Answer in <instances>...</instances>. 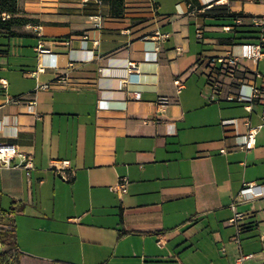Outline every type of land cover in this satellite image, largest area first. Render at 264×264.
<instances>
[{
    "label": "crops",
    "instance_id": "1",
    "mask_svg": "<svg viewBox=\"0 0 264 264\" xmlns=\"http://www.w3.org/2000/svg\"><path fill=\"white\" fill-rule=\"evenodd\" d=\"M189 1L170 12L163 0H128L112 17L99 0H18L36 22L0 36V142L31 153L32 166L0 165V225L14 229L19 264L264 263L248 251L264 244V53L239 58L234 76L211 60L232 46L222 26L235 24L216 14L242 13L238 28L259 30L250 18L263 5ZM39 41L52 55L37 54ZM241 83L256 95L228 99ZM244 120L260 125L249 150L238 145ZM56 159L68 167L56 171ZM118 177L124 192L112 189ZM248 182L260 186L239 196Z\"/></svg>",
    "mask_w": 264,
    "mask_h": 264
},
{
    "label": "built area",
    "instance_id": "2",
    "mask_svg": "<svg viewBox=\"0 0 264 264\" xmlns=\"http://www.w3.org/2000/svg\"><path fill=\"white\" fill-rule=\"evenodd\" d=\"M257 2H260L263 5V12L259 15L252 16L250 18L251 25L258 28L260 32L259 40L256 42H243L234 44L228 49L224 51L223 54L216 56L214 58H211L212 62H216L219 64V68L217 69L219 72H222L228 76H234L237 65H238V59L239 58H248L256 60L258 57H260L264 53V0H255ZM190 3H187V7H190ZM242 22V19L240 17H236L234 20L235 24H240ZM233 25L226 24L222 26V29L224 31H230L232 30ZM168 36V33L166 32H160L159 30H154L152 33V38L154 40L160 41L165 39ZM237 50V53L233 51V49ZM35 50L38 55L43 54H51L49 49L45 48L41 41L38 42V44L35 47ZM52 63V60H51ZM127 68V77L126 80L128 82L135 81V76L138 74L137 65L135 62L128 61L126 64ZM44 69V65L41 63H38L36 70L32 71L31 75L35 76L37 72L42 71ZM64 80L63 77H60L57 79V82H61ZM176 83H179V80H175ZM0 85L2 88L6 87V81L4 79H0ZM248 87L247 92L242 91L243 86ZM39 87H46V85H40ZM215 88V85H214ZM257 93V89L253 85L248 84H239L238 90L235 95H229L227 98L230 100H250L252 97H254ZM10 103H19L20 99L16 97H9L6 100ZM35 104L34 100L27 101V106L33 107ZM262 119L264 121V113L262 114ZM237 123L236 118H229L222 120L223 125H235ZM245 126L247 127V130L245 133H243L242 141L238 144L241 148L245 150H249L254 146L255 143V135L257 133L258 128L260 125L251 126L246 120L243 122ZM223 152L224 149H221ZM14 158H17L18 160L15 161ZM0 165L1 166H22L26 168H30L32 166V154L26 151L19 150L18 147L15 144L10 143H2L0 142ZM52 167L56 171H61L64 168L68 167L69 161L66 159L61 160H52L51 162ZM126 178L125 177H118V180L116 184L112 187V189H115L119 192L125 191L126 186ZM260 185H257L252 182L244 183L242 188L240 189L238 195L239 196H245L249 194H253L256 189ZM242 218V213L235 211L234 216L229 219L230 222H236L237 220ZM241 231L240 227L237 226V234ZM238 242V237L235 238ZM250 255L241 256L238 259V262H241L244 258L249 257Z\"/></svg>",
    "mask_w": 264,
    "mask_h": 264
},
{
    "label": "trees",
    "instance_id": "3",
    "mask_svg": "<svg viewBox=\"0 0 264 264\" xmlns=\"http://www.w3.org/2000/svg\"><path fill=\"white\" fill-rule=\"evenodd\" d=\"M101 3L107 5V12L112 17H120L128 0H99ZM190 9L202 7L198 0L189 1ZM211 9H223L221 5H214ZM20 8L18 5V0H0V36L10 37L19 35L20 32L17 31V28L25 25L27 23L33 22L36 20L23 16L19 14ZM242 17V13H227L219 12L216 14V17L219 19H235L236 17ZM233 25L232 32L233 35L227 37L226 42L231 46L238 43L249 42L244 40H250L258 38L259 36L255 33H258L259 30H250V29H239L238 27L242 24H231ZM251 27H254L250 24ZM5 52V49L0 48V53ZM7 210H4L0 207V221L7 213ZM240 229H242L243 224H239ZM0 244L5 246L4 249L0 250V264H19V255L20 251L16 247V234L14 229L11 227H2L0 225ZM264 264V263H262Z\"/></svg>",
    "mask_w": 264,
    "mask_h": 264
},
{
    "label": "rangeland",
    "instance_id": "4",
    "mask_svg": "<svg viewBox=\"0 0 264 264\" xmlns=\"http://www.w3.org/2000/svg\"><path fill=\"white\" fill-rule=\"evenodd\" d=\"M163 6H164V8H167V9H169V10L171 9L170 12H173V11H176V12H177V11H179V6L176 5V4H174V0H163ZM172 9H175V10H172ZM233 51L236 52L237 50L234 48ZM11 58H13V57H11ZM196 76H197V75H194V76L192 77V80L196 81ZM203 78H204V77H203ZM199 80H202V82L199 81V86H200V88L203 89V87L205 86V83L203 82V79H202V78L199 79ZM204 80H205V79H204ZM195 90L197 91V88H196V87H195ZM198 91H199V89H198ZM200 91H201V89H200ZM191 92H192V91H191ZM209 92H210V89L207 91V93L209 94ZM249 166H252V165H249ZM224 171H225V170H223V172H224ZM232 216H234V215H232ZM237 226H239V225H237ZM236 234H237V231H236ZM127 242H129V241H127ZM135 243H136V241H135ZM262 248H263V249H262ZM254 250H256V254H260V256H261V255H264V244L262 243V247H261V243L259 242L258 245H253V246H251L250 250H248V251H254ZM218 255H219V256H223L221 252L218 253ZM199 256H200V260H202V255L195 256V257H194V260L197 259ZM203 262H206V260L203 259ZM205 264H206V263H205Z\"/></svg>",
    "mask_w": 264,
    "mask_h": 264
}]
</instances>
